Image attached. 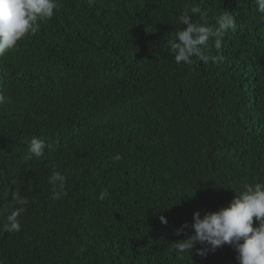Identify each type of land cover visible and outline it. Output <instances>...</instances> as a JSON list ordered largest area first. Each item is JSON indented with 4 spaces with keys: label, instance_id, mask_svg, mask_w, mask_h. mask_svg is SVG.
Here are the masks:
<instances>
[{
    "label": "trees",
    "instance_id": "obj_1",
    "mask_svg": "<svg viewBox=\"0 0 264 264\" xmlns=\"http://www.w3.org/2000/svg\"><path fill=\"white\" fill-rule=\"evenodd\" d=\"M58 3L0 57V264H238L230 245L206 259L172 245L194 234L195 212L264 183V14L255 0ZM192 7L201 9L193 22L212 30L229 12L235 30L219 49L214 37L201 47L207 63L177 64L170 42ZM33 136L53 146L45 157L30 158ZM54 169L67 177L58 200ZM14 212L19 232L5 227Z\"/></svg>",
    "mask_w": 264,
    "mask_h": 264
},
{
    "label": "clouds",
    "instance_id": "obj_2",
    "mask_svg": "<svg viewBox=\"0 0 264 264\" xmlns=\"http://www.w3.org/2000/svg\"><path fill=\"white\" fill-rule=\"evenodd\" d=\"M255 3L258 11L264 14V0H255ZM58 7V0H0V57L15 49L20 41L34 36L41 22L51 19ZM200 12L199 7H192L180 18L186 27L179 30L170 42V50L177 64H191L193 56L207 63L209 57L202 53L201 47L207 46L208 40L214 37L215 47L219 49L224 35L235 30V20L229 12L217 18L215 30L193 22L192 16ZM6 103L7 97L0 93V105ZM27 145L30 158L37 159L45 157L46 148L51 152L53 147L36 136L27 141ZM114 159L121 157L116 155ZM66 182V175L54 169L49 177L53 199L58 200L66 195ZM105 195L102 190L98 199L103 201ZM16 199L20 205L28 203L26 199ZM19 211H23V208ZM17 217L18 212L8 216L6 230L21 231L22 225ZM159 218L167 225L165 216ZM187 227V224L183 225L175 231V235L180 236ZM191 227L194 234L173 243L178 252L193 253L195 250L196 255L206 259L209 253L214 254L225 245H230L237 254L238 264H264V183L244 184L230 204L218 211H208L203 216L199 211L195 212Z\"/></svg>",
    "mask_w": 264,
    "mask_h": 264
}]
</instances>
